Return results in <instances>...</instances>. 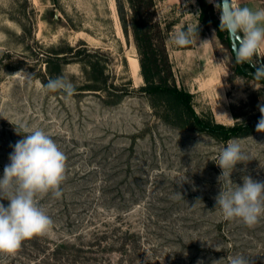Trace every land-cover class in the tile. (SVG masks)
<instances>
[{
  "label": "rangeland",
  "instance_id": "obj_1",
  "mask_svg": "<svg viewBox=\"0 0 264 264\" xmlns=\"http://www.w3.org/2000/svg\"><path fill=\"white\" fill-rule=\"evenodd\" d=\"M155 11L169 27V84L198 119L221 130L257 123L264 80L236 63L214 5L155 0ZM132 15L129 0H0V177L23 138L17 125L43 129L67 157L62 198L38 201L52 229L0 253V264H228L237 254L264 264V217L253 228L225 220L214 199L215 162L229 140L251 157L235 166L233 183L264 181V133L202 130L193 115L169 109V97L144 92ZM189 26L197 42L176 46L174 34ZM21 69L36 74L32 86L10 77ZM57 76L75 85L71 98L44 90Z\"/></svg>",
  "mask_w": 264,
  "mask_h": 264
},
{
  "label": "clouds",
  "instance_id": "obj_2",
  "mask_svg": "<svg viewBox=\"0 0 264 264\" xmlns=\"http://www.w3.org/2000/svg\"><path fill=\"white\" fill-rule=\"evenodd\" d=\"M208 3L220 13V31L227 32L230 38L235 37L232 51L236 63H248L255 69L251 73L253 79L264 80V63L261 62L264 58V8L242 7L237 0H208ZM197 29L189 26L176 32L172 42L178 47L192 45L198 39ZM10 77L30 87L36 74L21 69ZM43 88L48 92H61L66 98L76 92L75 85L65 76L49 78ZM258 109L261 115L256 131L264 133V103L259 104ZM15 132L23 138L10 145L13 151L0 177V200L9 201L7 207L0 203V253L4 254L15 253L24 241L43 236L52 229L54 221L38 201L49 194L55 199L62 198L61 186L66 180L67 157L48 133L40 128L30 130L25 125L15 126ZM250 159L239 140L227 142L215 162L222 171L217 178L221 188L214 199L215 208L225 220H239L253 228L264 217V181L248 175L242 177V185L231 180L235 166L247 164ZM186 180V175H182L177 184ZM177 196L183 198L180 192ZM196 202L201 201L197 198ZM222 260H214L212 264H221ZM197 264H204V261L198 260ZM228 264H250V259L237 254L228 258Z\"/></svg>",
  "mask_w": 264,
  "mask_h": 264
},
{
  "label": "trees",
  "instance_id": "obj_3",
  "mask_svg": "<svg viewBox=\"0 0 264 264\" xmlns=\"http://www.w3.org/2000/svg\"><path fill=\"white\" fill-rule=\"evenodd\" d=\"M129 2L133 10L132 28L141 53L142 74L146 80L141 87L144 92L158 96L165 95L167 100L169 97L173 106L168 108L175 109L180 115L182 111L193 115L196 118V125L202 130L223 133L226 136H246L254 133L257 123L233 126L223 131L219 129L222 125L213 126L198 119L186 93L172 88L169 84V79L172 77V64L165 42L166 31L169 27L163 29L160 22L154 21L156 17L155 0H129ZM200 4L205 6L206 0H200ZM222 40L226 42L225 39L222 38ZM226 43L231 48L230 37L229 42ZM233 58L235 60L234 55Z\"/></svg>",
  "mask_w": 264,
  "mask_h": 264
},
{
  "label": "crops",
  "instance_id": "obj_4",
  "mask_svg": "<svg viewBox=\"0 0 264 264\" xmlns=\"http://www.w3.org/2000/svg\"><path fill=\"white\" fill-rule=\"evenodd\" d=\"M237 3L242 7L264 8V0H237ZM262 54H264V49H262Z\"/></svg>",
  "mask_w": 264,
  "mask_h": 264
},
{
  "label": "water",
  "instance_id": "obj_5",
  "mask_svg": "<svg viewBox=\"0 0 264 264\" xmlns=\"http://www.w3.org/2000/svg\"><path fill=\"white\" fill-rule=\"evenodd\" d=\"M230 41H231V50H232V46L233 44L235 43V37H231L230 38ZM233 55L235 56V53L232 51Z\"/></svg>",
  "mask_w": 264,
  "mask_h": 264
}]
</instances>
